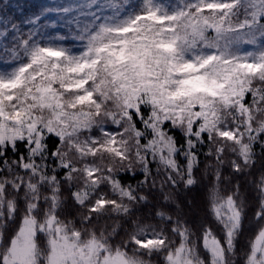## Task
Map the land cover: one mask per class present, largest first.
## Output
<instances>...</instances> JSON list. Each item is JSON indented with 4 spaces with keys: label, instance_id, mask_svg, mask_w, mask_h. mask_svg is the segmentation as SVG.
I'll return each mask as SVG.
<instances>
[{
    "label": "snow or ice",
    "instance_id": "snow-or-ice-1",
    "mask_svg": "<svg viewBox=\"0 0 264 264\" xmlns=\"http://www.w3.org/2000/svg\"><path fill=\"white\" fill-rule=\"evenodd\" d=\"M4 8L0 264H264V0Z\"/></svg>",
    "mask_w": 264,
    "mask_h": 264
},
{
    "label": "trees",
    "instance_id": "trees-1",
    "mask_svg": "<svg viewBox=\"0 0 264 264\" xmlns=\"http://www.w3.org/2000/svg\"><path fill=\"white\" fill-rule=\"evenodd\" d=\"M4 5H7L4 8ZM41 6L36 2V0H0V8H4V12L9 16H19L24 17L30 15L32 12L39 9ZM71 42V41H69ZM259 154V149H257ZM134 183V181H133ZM249 196L254 195V193L249 192ZM181 196L186 202L191 203L193 198L199 203L200 189L199 186L193 189L191 193H181Z\"/></svg>",
    "mask_w": 264,
    "mask_h": 264
},
{
    "label": "rangeland",
    "instance_id": "rangeland-1",
    "mask_svg": "<svg viewBox=\"0 0 264 264\" xmlns=\"http://www.w3.org/2000/svg\"><path fill=\"white\" fill-rule=\"evenodd\" d=\"M36 1L40 6H44V5L51 6L56 3L62 2V0H36Z\"/></svg>",
    "mask_w": 264,
    "mask_h": 264
}]
</instances>
